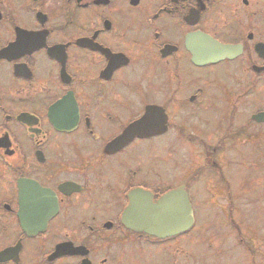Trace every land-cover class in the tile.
<instances>
[{
    "label": "flooded vegetation",
    "instance_id": "af4514ba",
    "mask_svg": "<svg viewBox=\"0 0 264 264\" xmlns=\"http://www.w3.org/2000/svg\"><path fill=\"white\" fill-rule=\"evenodd\" d=\"M168 132L186 168L140 167ZM140 189L190 225L127 226ZM227 259L264 264V0H0V264Z\"/></svg>",
    "mask_w": 264,
    "mask_h": 264
},
{
    "label": "water",
    "instance_id": "95a60500",
    "mask_svg": "<svg viewBox=\"0 0 264 264\" xmlns=\"http://www.w3.org/2000/svg\"><path fill=\"white\" fill-rule=\"evenodd\" d=\"M196 60H199L196 58ZM213 60V58H212ZM144 120L138 121L130 127L131 130H140L145 126ZM165 129V126L163 127ZM131 135L123 134L120 138L127 140ZM139 197L143 193L138 191ZM141 197V198H142ZM129 215L138 216V220H130L131 227L144 229L156 234H170L187 228L192 220L190 204L185 191L181 189L166 193L156 204L133 205L128 211Z\"/></svg>",
    "mask_w": 264,
    "mask_h": 264
},
{
    "label": "rangeland",
    "instance_id": "374dc122",
    "mask_svg": "<svg viewBox=\"0 0 264 264\" xmlns=\"http://www.w3.org/2000/svg\"><path fill=\"white\" fill-rule=\"evenodd\" d=\"M162 137V140H159L157 142L153 141L143 144V151H140L141 162L139 163V166L143 168L157 167L159 169H162L164 176H167V174L177 168H186V160L185 158H182V154L179 148L176 146L175 142L172 140L169 132L164 134ZM130 150L132 151V147L130 148ZM245 162H247V164ZM252 162L258 163L256 162V160L252 161L249 159L235 164L237 173L241 175L240 177L242 178V182H245L248 185L256 183L257 180V170L253 167ZM228 166L233 167L234 165ZM227 173L228 175H230L229 168H227ZM214 176H216V179ZM230 177H232V175H230ZM218 178V173H215L212 169H210L207 171L206 175L201 179V181L208 179L212 182H217ZM231 181L236 182L233 178L231 179ZM248 188H251V186H248ZM191 196L194 201L195 212L198 220H201V206H199L198 201L193 193ZM227 264H229L228 259Z\"/></svg>",
    "mask_w": 264,
    "mask_h": 264
}]
</instances>
